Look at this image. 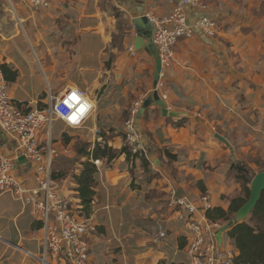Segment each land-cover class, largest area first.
Here are the masks:
<instances>
[{"label": "crops", "instance_id": "1", "mask_svg": "<svg viewBox=\"0 0 264 264\" xmlns=\"http://www.w3.org/2000/svg\"><path fill=\"white\" fill-rule=\"evenodd\" d=\"M49 1L43 8L0 0V61L18 72L8 81V94L25 112L49 107L71 87L94 104L81 127L56 119V127L53 122L50 130L38 131L57 152V191L97 227L87 235L89 264H186L191 231L170 205L171 192L198 202L207 192L212 208L228 209L233 198L245 195L232 164L253 170L264 163V0H206L209 6L203 0L208 8L188 10L190 22L207 14L219 23L215 36L197 29L175 46L164 101L188 115L165 116L151 104L137 119L145 152L129 156L120 153L128 107L152 93L155 73L153 53L136 45L133 20L169 16L178 0ZM97 143L116 156L89 159L85 152ZM0 152L14 155V141L6 135ZM88 160L99 163L86 207L77 176ZM35 166L19 160L13 172L32 185ZM227 231L219 242L236 249ZM43 236L32 206L0 192V264H70L47 252Z\"/></svg>", "mask_w": 264, "mask_h": 264}, {"label": "built area", "instance_id": "2", "mask_svg": "<svg viewBox=\"0 0 264 264\" xmlns=\"http://www.w3.org/2000/svg\"><path fill=\"white\" fill-rule=\"evenodd\" d=\"M20 1L32 7L49 6V0ZM205 7L203 0H178L169 16H149L155 26L153 41L162 62L160 78L152 93L158 91L163 100L167 99L166 76L176 62L175 46L178 41L194 37L197 29L208 36H215L219 30L218 21L207 14L200 15L194 22L189 21V9ZM73 88L77 87H71L65 93L56 96L49 107L25 112L9 96L8 81L3 69L0 68V129L3 135L14 141V155L4 156L0 152V192H10L32 206L33 213L43 222V241L47 252L54 257H64L70 264H89L90 244L87 235L97 227L90 218L82 217L83 215L73 208L70 200L57 191L52 161L53 154L57 152L51 144L41 142L38 134V131L46 126L50 130L56 119L63 120L72 128L84 124L94 107L77 125L69 124L57 112V104ZM79 90L91 101L85 91ZM145 99L140 98L131 102L125 120V146L137 155L145 152L137 126L140 108ZM60 111L68 112L70 109L60 103ZM21 156L36 163L33 170L35 181L32 185L26 180L18 179L13 172L14 165ZM94 163L98 164L99 160ZM170 195V205L177 211L179 220L191 231V239L187 244L189 256L187 264H233L237 250L221 246L215 228L219 225L208 221L207 216L202 215L201 220L196 217L212 208L209 195H202L200 204L187 196H178L174 191ZM160 235L166 236L165 231L162 230Z\"/></svg>", "mask_w": 264, "mask_h": 264}, {"label": "trees", "instance_id": "3", "mask_svg": "<svg viewBox=\"0 0 264 264\" xmlns=\"http://www.w3.org/2000/svg\"><path fill=\"white\" fill-rule=\"evenodd\" d=\"M0 68L3 69L7 81H14L17 78V70H14L8 64L0 61ZM120 153H127L128 156L133 155L132 150L126 146L120 150ZM85 154L89 159H91V156L95 159L102 156H108L109 158L116 156L112 148L99 143L96 144L92 153L85 152ZM169 156L172 157L173 155L169 154ZM144 164L147 168L148 163L146 160H144ZM232 168L237 171V176L244 183L245 195L233 198L228 209L223 207L208 209L206 216L213 222L220 221L226 223L232 220L234 213L246 202L250 195L249 184H251L255 174L246 164L233 163ZM96 173V165L93 161L88 160L84 163V170L81 175L77 176V182L79 183L78 190L81 193L82 202L86 207L93 200L94 190L92 189V185L94 184V175ZM53 178H58V175L54 171ZM227 234L233 240L238 251L233 264H264V191L251 215L246 220L235 223L228 229Z\"/></svg>", "mask_w": 264, "mask_h": 264}, {"label": "water", "instance_id": "4", "mask_svg": "<svg viewBox=\"0 0 264 264\" xmlns=\"http://www.w3.org/2000/svg\"><path fill=\"white\" fill-rule=\"evenodd\" d=\"M133 23L138 35L136 39L137 47L141 48L143 45H145L147 48L150 49V51L153 53L155 57V73H154V86H153L155 87L160 78V71L162 70V62L159 56L158 48L156 47L153 41V37L155 34L154 23L152 22L149 16H145V15L134 18ZM145 40H147V42H145ZM154 102H156L161 107L162 112L165 116L182 117L188 115L185 112L170 110L169 108H167L165 101L159 96L158 91H154L153 93L149 94L146 97L140 108L139 115H142L145 112V110ZM195 119L198 122L202 123L204 128L213 132L218 139L222 140L227 145H230L229 140L225 136H223L219 132H215L214 129L210 126V124L206 122L203 118H201L199 115H196ZM2 136L4 135L2 134L0 129V137ZM24 159L25 157L21 156L20 160H24ZM263 191H264V170L255 174L251 182L250 195L246 200V202L234 213L232 220H230L228 224L220 228L217 237L219 241L222 239V235L226 230L232 227L235 223L246 220L251 215L253 210L256 208L258 202L260 201Z\"/></svg>", "mask_w": 264, "mask_h": 264}, {"label": "clouds", "instance_id": "5", "mask_svg": "<svg viewBox=\"0 0 264 264\" xmlns=\"http://www.w3.org/2000/svg\"><path fill=\"white\" fill-rule=\"evenodd\" d=\"M60 103L70 109V111L61 112ZM93 107L94 104L92 101L85 97L78 88H73L70 93L57 104V112L61 118L69 124L77 125Z\"/></svg>", "mask_w": 264, "mask_h": 264}, {"label": "rangeland", "instance_id": "6", "mask_svg": "<svg viewBox=\"0 0 264 264\" xmlns=\"http://www.w3.org/2000/svg\"><path fill=\"white\" fill-rule=\"evenodd\" d=\"M205 4L206 5H208L209 6V2L208 1H206L205 0ZM205 5V6H206ZM49 6H50V1H49ZM206 8H208V7H206ZM166 83H167V78H166ZM167 85V84H166ZM54 127H56V123L54 122V125H53ZM250 168V167H249ZM251 169V168H250ZM264 169V163L263 164H261V165H258L256 168H253V170H252V172L255 174V172H257V171H261V170H263ZM56 174V173H55ZM249 187L251 188V184H249ZM243 190H244V188H243ZM244 193H245V190H244ZM204 194V193H203ZM205 194H207V192L205 193ZM199 203V202H198ZM200 204V203H199ZM208 220V219H207ZM208 221H211V220H208ZM212 223H214V224H218L219 226L218 227H215V228H217V231L219 232V230H220V228L222 227V226H224V225H226V224H228V222H226V223H222V222H220V221H217V222H213V221H211ZM219 241V240H218ZM188 244V243H187ZM221 244V243H220ZM186 251H187V245H186ZM187 264V263H186Z\"/></svg>", "mask_w": 264, "mask_h": 264}]
</instances>
